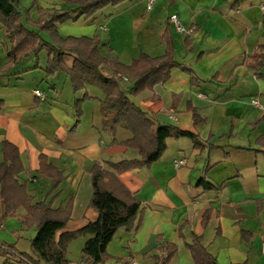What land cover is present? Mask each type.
<instances>
[{"label": "crops", "instance_id": "crops-1", "mask_svg": "<svg viewBox=\"0 0 264 264\" xmlns=\"http://www.w3.org/2000/svg\"><path fill=\"white\" fill-rule=\"evenodd\" d=\"M19 1L33 22L41 10L73 8L64 0ZM147 5L130 0L58 26L64 39L99 40L104 57L127 67L142 54L165 56L171 43L177 66L164 83L135 96L127 75L119 86L157 126L193 136L169 139L150 168L118 175L141 209L131 228L115 234L102 264H197L190 248L197 243L216 264H264V0H157L152 11ZM173 15L190 36L176 31ZM0 33V164L11 145L21 162L15 181L33 204L70 213L58 237L79 232L99 219L90 206L93 167L115 172L112 164L139 160L125 145L133 136L122 129L108 135L104 93L90 86L76 93L65 73L49 75L47 51L10 67L1 24ZM182 159L187 164L175 168ZM26 216L23 207L7 214L0 201V264L31 254L36 229L24 225ZM88 238L69 244L71 264H83Z\"/></svg>", "mask_w": 264, "mask_h": 264}, {"label": "trees", "instance_id": "trees-1", "mask_svg": "<svg viewBox=\"0 0 264 264\" xmlns=\"http://www.w3.org/2000/svg\"><path fill=\"white\" fill-rule=\"evenodd\" d=\"M64 1L73 8L61 12L41 10V18L33 22L29 11H22L19 0H0V24L11 42L8 49V56L11 58L9 66H16L23 59L39 56L41 52L47 51L49 75L65 73L76 93L85 90L87 86L104 93L101 113L105 132L112 137L119 129L130 132L133 137L125 145L136 150L140 159L112 164L115 172H109L100 164H95L92 170L93 197L90 206L98 212L99 219L79 232L64 234L59 238L58 234L66 228L70 213L53 210L44 203L33 204V198L27 194L25 186L15 181L16 175L21 171L19 155L11 145L5 144V152L12 155L7 156L0 164V184L3 188L0 201L5 205L7 214H13L21 207L25 208L27 216L23 221L24 225L36 229L31 254L20 256L22 261L19 263L7 260L5 264H71L67 257L68 246L82 236L89 237L82 251L83 264L104 263L108 259L107 247L115 234L122 228H131L141 209V203L120 182L118 175L134 169L150 168L160 161L167 151L169 139L193 138L191 134L170 125L157 126L119 86V77L127 75L134 81L129 93L135 96L164 83L169 78L170 71L177 66L173 59L172 44L169 43L165 56L161 58L142 54L130 67L124 66L116 59L101 54L99 40L64 39L58 33V26L76 16L92 18L108 6H117L130 0ZM68 57L74 59L72 67L66 63ZM106 68L113 70L112 75L105 74ZM82 103H77V126L81 118L78 108ZM190 248L197 264H216L199 243ZM172 253L173 251L170 255ZM170 255L169 259L172 257Z\"/></svg>", "mask_w": 264, "mask_h": 264}, {"label": "built area", "instance_id": "built-area-1", "mask_svg": "<svg viewBox=\"0 0 264 264\" xmlns=\"http://www.w3.org/2000/svg\"><path fill=\"white\" fill-rule=\"evenodd\" d=\"M156 3H157V0H148V5H147V9H148V11H152ZM171 22L173 23V25L175 26L176 31H177L179 34L189 35V36L192 34V31H188V30H186V29L181 25L178 16L173 15V16L171 17ZM0 48H1V45H0ZM125 82L128 83V82H129V79L125 78ZM34 94H35L36 97L41 98V99H44V94H43L40 90H36V91L34 92ZM253 104H254L255 106H257V107L262 108V107L260 106V104H259L256 100L253 101ZM186 164H187V161H186L185 159H182V160L176 161V162L174 163V167L177 168V169H179V168L185 166ZM129 264H139V263H138L136 260H134V259H130V260H129Z\"/></svg>", "mask_w": 264, "mask_h": 264}, {"label": "rangeland", "instance_id": "rangeland-1", "mask_svg": "<svg viewBox=\"0 0 264 264\" xmlns=\"http://www.w3.org/2000/svg\"><path fill=\"white\" fill-rule=\"evenodd\" d=\"M6 35V33H5ZM4 38V35L2 33H0V41ZM8 39V38H7Z\"/></svg>", "mask_w": 264, "mask_h": 264}]
</instances>
